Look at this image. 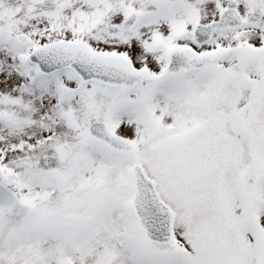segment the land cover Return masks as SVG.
<instances>
[{
    "label": "snow or ice",
    "instance_id": "6c2138e0",
    "mask_svg": "<svg viewBox=\"0 0 264 264\" xmlns=\"http://www.w3.org/2000/svg\"><path fill=\"white\" fill-rule=\"evenodd\" d=\"M0 264H264V0H0Z\"/></svg>",
    "mask_w": 264,
    "mask_h": 264
}]
</instances>
